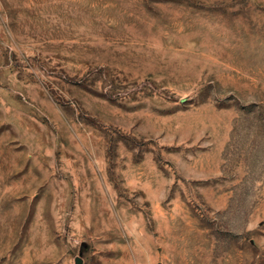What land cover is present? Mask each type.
<instances>
[{
    "label": "rangeland",
    "instance_id": "374dc122",
    "mask_svg": "<svg viewBox=\"0 0 264 264\" xmlns=\"http://www.w3.org/2000/svg\"><path fill=\"white\" fill-rule=\"evenodd\" d=\"M0 264H264V0H0Z\"/></svg>",
    "mask_w": 264,
    "mask_h": 264
}]
</instances>
